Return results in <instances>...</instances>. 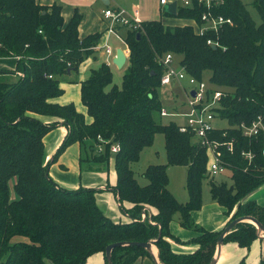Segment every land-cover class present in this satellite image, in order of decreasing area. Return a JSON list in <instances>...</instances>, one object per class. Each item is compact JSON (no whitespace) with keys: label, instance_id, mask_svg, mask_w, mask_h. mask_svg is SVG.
Masks as SVG:
<instances>
[{"label":"trees","instance_id":"16d2710c","mask_svg":"<svg viewBox=\"0 0 264 264\" xmlns=\"http://www.w3.org/2000/svg\"><path fill=\"white\" fill-rule=\"evenodd\" d=\"M253 3L259 24L242 0H223L215 6V15L234 23L218 34L208 31L200 36L191 25L170 27L161 20L128 30L125 41L130 54L121 86L112 84L107 63L91 70L81 84L82 102L91 118L87 122L73 103L61 105L54 100L64 93L61 77L77 72L83 61L94 56L101 35L81 39V14L76 11L65 23L58 4L0 0V58H17L14 70H0V264H85L96 253H102L109 264L106 248L118 242H152L161 264L213 262L223 230L208 231L192 216L203 205L206 150L190 133L180 132L175 122L160 121L164 68L159 61L168 53L181 57L179 63L190 76L201 80L210 72V84L226 93L215 112L227 120L228 127L215 128L210 136L233 142L232 151L223 147L232 185L211 182L212 199L231 216L227 225L252 217L264 226V205L243 203L264 184L263 139H250L239 128L258 117L264 120V0ZM205 11L192 0L191 7H178L176 17L200 23ZM208 39L219 40L221 47L208 45ZM36 115L53 121L44 123ZM60 123L68 134L52 161L75 142L86 152L89 164L108 165L113 156L117 184L112 191L131 222L115 223L106 216L96 202L95 190L67 189L49 175L51 162H45L44 138ZM157 134L164 136L167 164L149 165L141 173L146 180L141 184L133 164L153 145ZM114 145H119V152L111 151ZM243 151L255 154L252 163L244 159ZM168 166L187 167L185 203L168 189ZM124 201L132 204L130 210L123 207ZM146 207L156 213L142 220ZM176 216L184 228L198 234L191 242L199 249L192 254L172 250L170 240L180 242L170 230ZM257 237L254 224L240 222L224 240L249 248ZM142 257L151 255L141 246H119L111 252L112 264H134Z\"/></svg>","mask_w":264,"mask_h":264},{"label":"crops","instance_id":"0c3cea01","mask_svg":"<svg viewBox=\"0 0 264 264\" xmlns=\"http://www.w3.org/2000/svg\"><path fill=\"white\" fill-rule=\"evenodd\" d=\"M37 1L41 5L58 4L62 6V16L64 18L65 23H68L71 20V18L73 17L76 11L80 13L82 16V20L80 22L78 31H79V37L81 39H84L90 35H94L98 33L101 35L99 44L96 46V48H94L95 50L94 56H90L85 61H83L80 64L79 70L77 72L69 71V73L67 74L69 76L72 75L73 73L77 74V76L79 77V81L75 82L74 84H72V82L71 83L66 82V85L60 82V86L64 90V93L60 97L54 100L55 103L61 105H67L73 103L77 111L85 115L87 122H91V118L88 116L87 108L84 106L81 98V84L83 81H85L88 78L86 77L85 74L89 70L91 71L93 69H97L100 66V62H102L101 58L105 61V63H107L108 65H110V67H112V65H114L113 59L116 56V51L119 48L124 49L123 43L114 36L110 37V42L112 43L113 40L115 41L117 40L121 45L118 44L116 48L112 46L113 53L111 55H108L106 53V50L102 47L106 37L105 32L107 30V22L104 19V15H103L104 10H106L107 8L121 7L126 9L130 13H137L141 22L161 20L165 26H170V27L191 25L195 30V25H196L195 20L182 19L173 15L172 16L165 15L166 6L168 4L172 2H176L178 9L179 6H183L181 0H167L168 3L166 5L161 4V0H37ZM100 2L103 5H99ZM101 50H104V57L97 58V55L100 54ZM128 58L129 55H127L126 64L124 66L128 65ZM16 63H17V58H12V57L0 58V70H14L16 68ZM176 96L178 97V94H176ZM183 106H185V103L183 104ZM176 109L182 111L181 108H176ZM35 117H37L44 123H50L53 121L51 117H47V116L36 115ZM67 134H68L67 127L61 123L58 124L55 129L50 131L45 136L44 149L47 146H54V148L59 149ZM77 147H78L77 149L72 148V153L77 154L78 157L77 167L81 170L82 148L79 145V143H77ZM70 149L71 147L68 148V151ZM66 151L67 149L64 152ZM111 158L109 159L107 165L108 167L110 165ZM52 160H53L52 157L46 154L45 162L46 163L51 162L49 169L55 162ZM60 162L61 163L59 162L56 163L59 166V168L62 169L63 171H67L68 168L66 166H68L69 163H65L63 160H61ZM72 165L75 167L74 162H72ZM99 166H104V164H100V165L94 164L93 166L89 165L88 168L89 170L98 169ZM49 174L53 175L52 171H50ZM231 176H232V172H231ZM186 178H187V172H186ZM116 184H117V178H116V182L113 183V185L109 186L108 188L112 191V189L115 188ZM78 188L80 187H76L72 189H78ZM212 200L211 202H206V204L202 205V208L200 210L194 211L192 213L193 219L197 225L203 227L208 231L224 230L231 216H228L226 214V210L222 205ZM252 200L256 201V203L262 206L264 205V184H262L261 186L250 192L243 199V203H247L248 201H252ZM146 209H147L146 211L147 214L145 213L146 218H151L152 215L156 213V210L154 208H152L153 212H151L150 209L147 207ZM131 221H132L131 217L129 216V220L127 222H124V224L129 223ZM113 222L117 223L116 221ZM170 230L171 233L180 240V242L175 240H170L172 250L175 253L192 254L199 249V245L191 242V240L198 235L197 232L184 228L181 225L178 216H176L174 220L171 222ZM150 255L151 257L139 258L134 264H156L152 256H154L158 260L159 264H161L159 260L158 247L153 243L151 246ZM213 260H214V264H261L262 260H264V230L258 232V237L252 242L249 248L241 247L235 241L223 240V243L219 247V249L218 246L216 247ZM85 264H106V261L102 253H96L90 256Z\"/></svg>","mask_w":264,"mask_h":264},{"label":"rangeland","instance_id":"374dc122","mask_svg":"<svg viewBox=\"0 0 264 264\" xmlns=\"http://www.w3.org/2000/svg\"><path fill=\"white\" fill-rule=\"evenodd\" d=\"M243 3L246 5L247 9L249 10L253 19L259 24L261 22L260 15L256 10L253 1L254 0H242ZM99 5H103L101 2ZM167 7V6H166ZM128 32L126 28H120L119 33L125 39V36ZM113 39V38H112ZM111 39V40H112ZM118 41L113 40L110 42V46L116 48ZM121 45V44H120ZM112 47V48H113ZM104 57V50L100 51V54L97 55V58ZM181 57L179 55H174V62L171 66L176 72L179 71ZM100 65L105 63V61L101 58ZM128 65L124 66V68H117L116 66L112 65L111 70L113 74L112 84L121 86L123 82V74L125 69ZM97 67V65H96ZM90 70L85 74L88 77ZM210 72H206L205 74V81L209 83ZM79 81V77L77 74L73 73L72 75H64L61 77V83L66 85V82H75ZM210 84V83H209ZM211 85V84H210ZM191 89L189 83L184 80L181 83L173 81L170 85L161 86L159 90L160 98L162 100L163 109L169 113H172L176 108H181L182 111L186 110V106H183L187 100V92ZM221 89V88H219ZM224 89V88H223ZM222 89V90H223ZM187 91V92H186ZM178 94V97L176 96ZM162 118V117H161ZM172 118H162L160 121L162 124H168L170 121L181 122L179 119L171 120ZM183 123V120L182 122ZM213 124L219 128H226L228 127L227 120H221L216 118L213 121ZM164 136L162 134H157L155 136L154 143L151 147L144 150V153L141 156V159L138 163L133 164V170L136 173V177L138 178L141 184H145L146 180L141 177V173L145 171V169L152 164H167V157L166 151L164 147ZM100 147L103 148V145ZM98 145L95 148L98 149ZM71 147V151H68V148ZM67 148L66 152H63L59 155L57 160L54 164L50 167V171L52 174H49L52 179L61 187L72 189L76 187H82L88 190H95V197L98 206L102 209V211L112 220L116 221L117 223L127 222L129 220V214H126L121 209L120 203L117 201L116 195L113 191H111L108 187L113 185L116 182V171L114 168V160L111 158L109 167L107 165L99 166L98 169L89 170V165H94V163H87L86 159V152L82 151V169L80 170L77 167L78 164V157L76 153H72V148L77 149V143H72ZM58 149L54 148V146H47L44 149V154L46 156L50 155L52 159L56 156ZM89 154V153H88ZM113 154V153H112ZM113 157V156H111ZM63 160L65 163H69L67 171H63L59 168L56 163H61L60 161ZM74 160V161H73ZM74 162L75 167L72 165ZM64 163V164H65ZM66 165V164H65ZM168 177H169V184L168 189L172 191L174 196L177 198L178 201L185 203L188 200V194L186 190V172L187 168L185 166H168L167 169ZM211 182L214 183H224L228 187L232 185L231 179V171L227 170L224 174L217 176L214 180L210 178H205L202 182V198H203V205L206 202H211L212 196L210 193V185ZM13 185V181L11 182ZM13 193V192H12ZM263 194V193H262ZM213 201V200H212ZM253 201V200H252ZM251 202V201H248ZM256 202V201H254ZM123 207L127 210L132 208V204L130 202L124 201ZM148 208V207H147ZM151 212H153L152 208H149ZM128 217V218H127Z\"/></svg>","mask_w":264,"mask_h":264},{"label":"built area","instance_id":"2783aa9c","mask_svg":"<svg viewBox=\"0 0 264 264\" xmlns=\"http://www.w3.org/2000/svg\"><path fill=\"white\" fill-rule=\"evenodd\" d=\"M184 7H191L192 0H181ZM198 4L206 8V11L201 16V22L195 21V32L204 36L208 31H212L216 34L226 26H233V21L230 18H226L222 15H215L212 9L215 6H219L223 3V0H197ZM167 0H161V4L166 5ZM104 19L107 22L106 37L102 47L106 50L108 55L113 53L110 46V37L114 36L119 39L124 45V53L130 54L128 44L125 39L120 35V28H126L128 30L141 29L142 22L139 19L137 13H130L124 8H107L103 12ZM207 44L218 48L221 47L219 40L208 39ZM96 48V47H95ZM174 54L168 53L160 59V63L164 68V73L161 78V86L170 85L173 81L181 83L186 80L191 89L187 92L186 110L180 111L175 109L172 113L167 112L162 108L160 115L162 118H172L171 120L179 119L181 122H175L178 125L179 131L183 133H190L195 142L204 147L207 154V176L210 179H215L217 176L224 174L229 170L228 164L224 160L223 147H227V150H233V142H221L212 138L210 135L216 127L213 121L218 118L215 109L219 107L221 99L226 96L224 90L219 89L212 84L210 85L205 79H197L187 74L185 68L180 67L179 71H175L171 66L173 65ZM191 91L195 92V96L191 95ZM220 119V118H219ZM222 120V119H221ZM243 135L248 138H262L263 146L261 154L264 159V120L262 117H258L251 125L242 123L239 125ZM113 153L120 151L119 145H114L111 148ZM242 156L250 164L255 158V154L252 151H243ZM146 214L142 213V220H145Z\"/></svg>","mask_w":264,"mask_h":264},{"label":"water","instance_id":"95a60500","mask_svg":"<svg viewBox=\"0 0 264 264\" xmlns=\"http://www.w3.org/2000/svg\"><path fill=\"white\" fill-rule=\"evenodd\" d=\"M166 12L171 14V15H173V16H176V14H177V3L176 2H172V3L168 4L167 7H166ZM137 37L140 38V33L137 34ZM126 60H127V56L124 53V50L122 48H119L116 51V56L113 59V64L117 68L121 69L126 64ZM191 95L195 96V92L191 91ZM240 222H248V223L254 224L256 226V228H257V234H258V232H261L262 230H264V226L260 222H258L256 219H254L252 217H240V218L232 221L223 230V232L220 235L219 240H218V245H217L218 249L222 245L225 236L234 228V226H236ZM125 245L141 246V247L146 248L150 252L151 246H152V242H145V243H136V242L124 243V242H118V243L110 244L106 248V257H107V260H108L109 264H112V259H111L112 250L114 248H116V247L125 246ZM152 257L154 258L156 264H159L158 260L154 256H152ZM211 264H214V260H213V262Z\"/></svg>","mask_w":264,"mask_h":264}]
</instances>
